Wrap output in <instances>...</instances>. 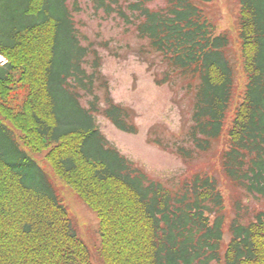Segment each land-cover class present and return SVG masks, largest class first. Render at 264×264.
<instances>
[{
  "label": "trees",
  "instance_id": "16d2710c",
  "mask_svg": "<svg viewBox=\"0 0 264 264\" xmlns=\"http://www.w3.org/2000/svg\"><path fill=\"white\" fill-rule=\"evenodd\" d=\"M86 1L129 25L158 58L157 84L190 95L185 139L153 141L185 162L216 148L234 214L213 172L196 170L168 187L101 133L97 114L126 133L137 127L133 111L107 91L100 103L99 56L82 44L73 17L80 0H0V264H92L56 187L25 147L44 153L95 212L102 264H264V206L250 217L233 197L264 199V0H236L246 78L236 105L234 39L217 32L206 8L214 0Z\"/></svg>",
  "mask_w": 264,
  "mask_h": 264
},
{
  "label": "rangeland",
  "instance_id": "374dc122",
  "mask_svg": "<svg viewBox=\"0 0 264 264\" xmlns=\"http://www.w3.org/2000/svg\"><path fill=\"white\" fill-rule=\"evenodd\" d=\"M157 3L162 2L158 0ZM80 5L81 10L73 15L74 22L82 44L96 50L99 56L101 80L97 81L95 91L101 97L100 103L104 104L107 91L115 103L133 111L132 121L137 127L136 133H126L117 129L101 114H97L95 119L101 133L110 145L137 167L168 187H175L186 175L196 170L206 169L213 172L221 182V192L226 198L225 206L230 216H233V198L218 174L216 148L210 150L207 155L185 162L172 149H165L153 141L156 139L172 145L185 139L190 123V95L185 94L178 85L155 82V77L161 75L162 66L156 56L145 51L144 42L136 37L129 25L114 16L106 17L101 12L96 14L86 0H80ZM206 8L217 22V32L230 30L234 39L231 56H234L233 61L236 62V94L233 102L236 105L241 99L246 81L234 31L238 5L236 0H214L206 5ZM25 149L56 187L77 226L78 235L89 250L92 264H102L98 254L100 238L95 212L53 173L44 159V153H35L26 147ZM235 195L239 196L241 205L246 208L250 217L253 214L251 210L257 211L264 206V199H255L238 192H235L233 197ZM224 237L227 241V231Z\"/></svg>",
  "mask_w": 264,
  "mask_h": 264
},
{
  "label": "bare ground",
  "instance_id": "6f19581e",
  "mask_svg": "<svg viewBox=\"0 0 264 264\" xmlns=\"http://www.w3.org/2000/svg\"><path fill=\"white\" fill-rule=\"evenodd\" d=\"M3 60H4L3 57L0 55V62L3 61Z\"/></svg>",
  "mask_w": 264,
  "mask_h": 264
}]
</instances>
